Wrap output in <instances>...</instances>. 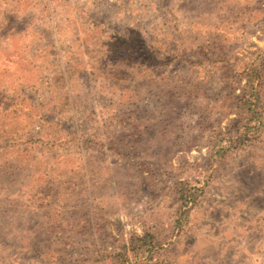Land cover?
<instances>
[{
	"label": "rangeland",
	"instance_id": "374dc122",
	"mask_svg": "<svg viewBox=\"0 0 264 264\" xmlns=\"http://www.w3.org/2000/svg\"><path fill=\"white\" fill-rule=\"evenodd\" d=\"M255 71L264 0H0V264H264V131L208 148Z\"/></svg>",
	"mask_w": 264,
	"mask_h": 264
},
{
	"label": "trees",
	"instance_id": "16d2710c",
	"mask_svg": "<svg viewBox=\"0 0 264 264\" xmlns=\"http://www.w3.org/2000/svg\"><path fill=\"white\" fill-rule=\"evenodd\" d=\"M256 71L249 72L243 94L237 99L239 108L245 116L246 123L241 121L236 135L228 132H213L209 136L208 148L210 149V160L213 162L223 158L229 152L254 142L264 131V98L260 89L259 77ZM242 130V131H241ZM204 188L192 187L190 181H180L175 190L179 204L174 229L181 228L182 219L188 220ZM160 235L146 232L142 236H132L127 244L121 246V251L113 259L117 264H124L129 252L134 257L149 253L152 255L155 249H159L165 243L160 240Z\"/></svg>",
	"mask_w": 264,
	"mask_h": 264
}]
</instances>
